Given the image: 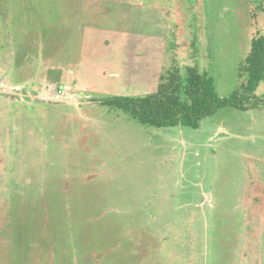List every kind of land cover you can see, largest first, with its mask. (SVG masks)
<instances>
[{
	"label": "rangeland",
	"instance_id": "rangeland-1",
	"mask_svg": "<svg viewBox=\"0 0 264 264\" xmlns=\"http://www.w3.org/2000/svg\"><path fill=\"white\" fill-rule=\"evenodd\" d=\"M260 35L264 0H0V264H264V81L198 128L103 104L240 97Z\"/></svg>",
	"mask_w": 264,
	"mask_h": 264
},
{
	"label": "trees",
	"instance_id": "trees-1",
	"mask_svg": "<svg viewBox=\"0 0 264 264\" xmlns=\"http://www.w3.org/2000/svg\"><path fill=\"white\" fill-rule=\"evenodd\" d=\"M246 73L245 93L231 99H222L215 92L212 79L194 76L188 81L187 95L191 103H186L179 96H175L172 89L158 90L155 96L146 98L118 97L105 99L103 104L132 113L142 124L156 127H175L178 123L183 126L198 128L200 121L216 112L224 104H233L235 101L243 103L248 99L247 93L255 91L261 81H264V36L260 35L252 40V50L243 66ZM177 93V92H175ZM151 95V93L149 94Z\"/></svg>",
	"mask_w": 264,
	"mask_h": 264
},
{
	"label": "crops",
	"instance_id": "crops-1",
	"mask_svg": "<svg viewBox=\"0 0 264 264\" xmlns=\"http://www.w3.org/2000/svg\"><path fill=\"white\" fill-rule=\"evenodd\" d=\"M4 84V83H3ZM7 85H9V86H0V91H4V92H6L7 90L6 89H8V91L10 90V89H12L13 87H11V86H13V85H10V84H8V83H6ZM5 87H8V88H5ZM11 91V90H10ZM10 96V95H9Z\"/></svg>",
	"mask_w": 264,
	"mask_h": 264
}]
</instances>
